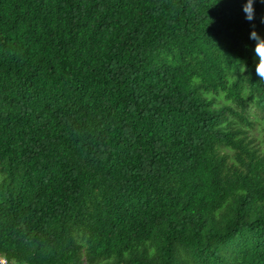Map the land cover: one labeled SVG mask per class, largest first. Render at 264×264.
<instances>
[{
  "label": "trees",
  "instance_id": "1",
  "mask_svg": "<svg viewBox=\"0 0 264 264\" xmlns=\"http://www.w3.org/2000/svg\"><path fill=\"white\" fill-rule=\"evenodd\" d=\"M240 8L0 0V261L264 264V4Z\"/></svg>",
  "mask_w": 264,
  "mask_h": 264
},
{
  "label": "clouds",
  "instance_id": "2",
  "mask_svg": "<svg viewBox=\"0 0 264 264\" xmlns=\"http://www.w3.org/2000/svg\"><path fill=\"white\" fill-rule=\"evenodd\" d=\"M259 2L264 4V0H259ZM255 3L256 0H241L240 10L243 14V18L247 22H251L255 18ZM261 23H264V19L261 20ZM254 28L255 26L253 25V29ZM248 38L254 43L252 52L254 54L255 74L260 81H264V35L252 30L250 31ZM0 264H3V261H0Z\"/></svg>",
  "mask_w": 264,
  "mask_h": 264
},
{
  "label": "rangeland",
  "instance_id": "3",
  "mask_svg": "<svg viewBox=\"0 0 264 264\" xmlns=\"http://www.w3.org/2000/svg\"><path fill=\"white\" fill-rule=\"evenodd\" d=\"M256 112V111H255ZM257 117V112H256V116L254 117V120ZM256 129L254 130V136H256L258 138V140H263V131H262V127L260 126H255ZM3 264H5V262L3 261Z\"/></svg>",
  "mask_w": 264,
  "mask_h": 264
}]
</instances>
